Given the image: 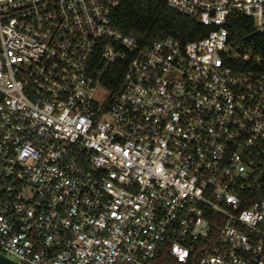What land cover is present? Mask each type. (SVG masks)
I'll use <instances>...</instances> for the list:
<instances>
[{
    "label": "built area",
    "instance_id": "built-area-1",
    "mask_svg": "<svg viewBox=\"0 0 264 264\" xmlns=\"http://www.w3.org/2000/svg\"><path fill=\"white\" fill-rule=\"evenodd\" d=\"M123 1L0 0V253L264 264V72L226 28L264 0H166L210 30L144 46Z\"/></svg>",
    "mask_w": 264,
    "mask_h": 264
},
{
    "label": "trees",
    "instance_id": "trees-1",
    "mask_svg": "<svg viewBox=\"0 0 264 264\" xmlns=\"http://www.w3.org/2000/svg\"><path fill=\"white\" fill-rule=\"evenodd\" d=\"M112 21L114 28L123 35L136 38L140 46L166 38L185 43L201 39L210 30V27L173 10L166 0H124L112 16ZM226 28L229 39L239 44L241 51L250 49L255 57H259L252 68L256 72H264V35L254 32L252 21L243 16H232ZM124 68V65H119L110 69L113 80L103 85L110 89L117 88ZM155 264L176 263L166 251L161 250Z\"/></svg>",
    "mask_w": 264,
    "mask_h": 264
},
{
    "label": "water",
    "instance_id": "water-1",
    "mask_svg": "<svg viewBox=\"0 0 264 264\" xmlns=\"http://www.w3.org/2000/svg\"><path fill=\"white\" fill-rule=\"evenodd\" d=\"M0 264H19L0 253Z\"/></svg>",
    "mask_w": 264,
    "mask_h": 264
}]
</instances>
